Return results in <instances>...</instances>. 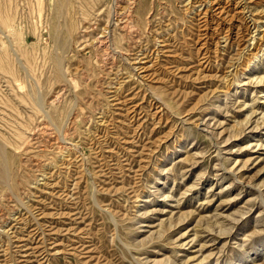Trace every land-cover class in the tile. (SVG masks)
Instances as JSON below:
<instances>
[{
    "label": "rangeland",
    "instance_id": "1",
    "mask_svg": "<svg viewBox=\"0 0 264 264\" xmlns=\"http://www.w3.org/2000/svg\"><path fill=\"white\" fill-rule=\"evenodd\" d=\"M112 1L0 0V264H264V0Z\"/></svg>",
    "mask_w": 264,
    "mask_h": 264
},
{
    "label": "bare ground",
    "instance_id": "2",
    "mask_svg": "<svg viewBox=\"0 0 264 264\" xmlns=\"http://www.w3.org/2000/svg\"><path fill=\"white\" fill-rule=\"evenodd\" d=\"M126 2L125 4L127 5L126 6V12H124L123 14H120V16L122 15V18L119 19L121 20L122 23H118L120 25V32L122 33V37L126 40V39H133V35L135 34V31H134V28L132 27L133 25V10H134V3H135V0H123V2ZM117 2V0H113L112 1V5H115V3ZM122 5V3H120ZM119 5V4H118ZM246 3L244 4L243 3V0H196L194 1V6L191 7V9H194V10H197V12H200L199 14H197V16L199 17V19L197 21L198 24H196L198 27L197 28H203L202 31L200 33V35L198 36H203V34L206 32L208 34V32L210 33L213 29H217L219 30L220 28L223 30V29H231V25L228 26V27H221L222 26V23L225 19H227L228 21L231 20V18H233L232 16L234 14H236V12H241V11H244L246 10ZM116 6V5H115ZM120 6V5H119ZM111 7V6H110ZM189 8V7H188ZM112 9V8H111ZM110 9V10H111ZM192 11V10H191ZM246 12V11H245ZM116 12H113V15L115 16ZM238 15V14H237ZM119 16V17H120ZM201 16V17H200ZM113 17V16H111ZM116 17V16H115ZM230 19V20H229ZM135 20V19H134ZM253 20V19H252ZM251 22H255L254 20L251 21ZM207 30H206V29ZM205 29V30H204ZM199 31V30H198ZM226 31V30H225ZM102 34V33H101ZM227 34V33H226ZM108 33H107V30H105V32H103V36H101V39H99L98 43L100 45H104V48L106 47H109V38H108ZM101 40V41H100ZM165 41V39L162 38V40H160V42H162L161 46H160V50L161 51H167V45L168 44H163V42ZM134 43V42H133ZM138 43V42H137ZM224 43V41H223ZM169 46V45H168ZM107 49V48H106ZM140 50V49H139ZM138 52H141V51H138ZM167 53V52H166ZM205 53L202 54V56H204ZM174 57V56H173ZM204 59V57H203ZM206 59V58H205ZM136 64H138V70L140 71H144L146 69V67L144 66L145 65V62L147 60L146 56H144L143 54L139 55L137 58H136ZM145 61V62H144ZM198 61V60H197ZM148 62V61H147ZM171 62V61H170ZM207 62V61H206ZM135 63V62H134ZM153 63V62H152ZM152 63L150 64L152 66ZM176 66V65H175ZM202 67V66H201ZM206 69V68H205ZM147 72V71H146ZM132 111V110H131ZM130 112V111H129ZM106 118V117H105ZM106 123V122H105ZM102 124V123H101ZM100 124V125H101ZM104 124V123H103ZM105 126V125H104ZM106 127V126H105ZM113 127V126H112ZM43 129V128H42ZM104 129V128H103ZM112 129V128H111ZM44 130V129H43ZM46 130V129H45ZM49 130V129H48ZM99 130V129H98ZM106 131V129L104 130ZM40 132V130L38 131ZM97 132V131H96ZM99 132V131H98ZM111 132V131H110ZM45 133V132H44ZM100 133V132H99ZM106 133V132H105ZM104 133V134H105ZM109 133V132H108ZM43 134V131L42 133ZM46 134V133H45ZM49 134V133H47ZM46 134V135H47ZM103 134V135H104ZM37 135V134H36ZM107 135V134H105ZM44 136V134H43ZM42 136V137H43ZM50 136V135H49ZM41 137V136H40ZM46 137V136H45ZM102 137V136H101ZM112 137V136H111ZM114 137V136H113ZM112 137V138H113ZM48 138V137H47ZM51 138V136H50ZM31 139V138H30ZM49 139V138H48ZM44 140V139H42ZM49 141V140H48ZM105 141V140H103ZM42 142V141H41ZM97 142V141H96ZM48 143V142H47ZM101 143V142H100ZM99 143V144H100ZM104 143V142H103ZM43 145H45L44 143H42ZM49 144H52L51 142ZM47 144V145H49ZM46 146V145H45ZM101 146V145H100ZM41 147V146H40ZM43 147V146H42ZM41 147V149H42ZM47 147V146H46ZM50 148V146H49ZM99 149V148H97ZM48 150V148H47ZM42 151V150H41ZM104 152V151H103ZM101 154V153H100ZM106 158V157H105ZM104 159V157H103ZM110 159V158H109ZM66 160V159H65ZM102 160V159H101ZM36 161V160H35ZM34 161V162H35ZM68 161V160H67ZM106 161V159H105ZM33 162V163H34ZM102 162V161H101ZM110 163V161H109ZM40 164V163H39ZM105 164V163H104ZM103 164V165H104ZM42 165V164H41ZM37 166V165H36ZM35 166V167H36ZM67 166V165H66ZM105 166V165H104ZM4 167V166H3ZM102 167V166H101ZM106 167V166H105ZM103 167V168H105ZM67 168V167H66ZM42 169V168H41ZM110 169V168H109ZM37 170V169H36ZM40 171V170H38ZM112 175V174H111ZM48 178V177H47ZM50 178V177H49ZM7 179V178H6ZM5 180V179H4ZM51 180V179H50ZM49 180V181H50ZM65 215V214H64ZM64 217V216H63ZM78 238V237H77ZM83 240V239H82ZM83 242V241H82ZM76 243V242H75ZM86 243V242H85Z\"/></svg>",
    "mask_w": 264,
    "mask_h": 264
}]
</instances>
